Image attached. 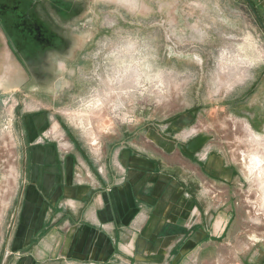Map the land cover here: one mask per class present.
<instances>
[{
    "label": "crops",
    "instance_id": "0c3cea01",
    "mask_svg": "<svg viewBox=\"0 0 264 264\" xmlns=\"http://www.w3.org/2000/svg\"><path fill=\"white\" fill-rule=\"evenodd\" d=\"M9 63L0 66L2 86L20 88ZM70 74L47 88L50 102L17 108L21 171L0 264L226 262L231 240L244 236L234 161L194 115L164 126L147 115L79 136L56 105ZM241 264H264V244L253 243Z\"/></svg>",
    "mask_w": 264,
    "mask_h": 264
},
{
    "label": "rangeland",
    "instance_id": "374dc122",
    "mask_svg": "<svg viewBox=\"0 0 264 264\" xmlns=\"http://www.w3.org/2000/svg\"><path fill=\"white\" fill-rule=\"evenodd\" d=\"M80 1L86 58L65 67L71 74L61 82L59 116L79 136H96L142 116L164 126L194 115L197 130L210 134L240 171L244 236L231 240L226 262L215 264H241L253 243L264 244V29L248 1ZM252 2L264 22V6ZM5 57L9 62L7 51ZM20 73V88H3L0 75V239L21 171L17 108L51 100L50 85L25 83Z\"/></svg>",
    "mask_w": 264,
    "mask_h": 264
},
{
    "label": "flooded vegetation",
    "instance_id": "af4514ba",
    "mask_svg": "<svg viewBox=\"0 0 264 264\" xmlns=\"http://www.w3.org/2000/svg\"><path fill=\"white\" fill-rule=\"evenodd\" d=\"M85 12L80 0H0V66L7 51L25 83L51 86L77 59L84 61L78 28Z\"/></svg>",
    "mask_w": 264,
    "mask_h": 264
},
{
    "label": "water",
    "instance_id": "95a60500",
    "mask_svg": "<svg viewBox=\"0 0 264 264\" xmlns=\"http://www.w3.org/2000/svg\"><path fill=\"white\" fill-rule=\"evenodd\" d=\"M247 1H248V3H249L250 8L252 9V11L254 12V14L256 15L257 19L259 20V22L261 23V25L263 26V29H264V22H263V20L261 19V16L259 15L257 9L255 8V6H254L252 0H247Z\"/></svg>",
    "mask_w": 264,
    "mask_h": 264
}]
</instances>
